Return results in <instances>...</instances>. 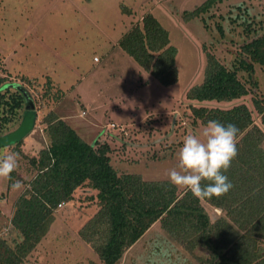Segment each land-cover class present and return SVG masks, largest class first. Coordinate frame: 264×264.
I'll list each match as a JSON object with an SVG mask.
<instances>
[{"label":"rangeland","instance_id":"rangeland-1","mask_svg":"<svg viewBox=\"0 0 264 264\" xmlns=\"http://www.w3.org/2000/svg\"><path fill=\"white\" fill-rule=\"evenodd\" d=\"M206 1L0 0V78L9 74L12 83L25 88L36 112L35 124L16 153L12 183L20 180L24 185L32 177L28 159L47 144L42 118L50 111L83 142L106 144L118 175L135 174L143 181L169 182L167 173L178 163L184 137L199 136L205 127L192 125L190 106L227 109L244 104L258 125L251 102L261 99L264 107V69L258 65L252 64L248 81L245 73H237L248 90L238 100L185 99L186 91L202 81L205 52L230 69L240 57V46L264 34V0H215L201 10ZM194 11L195 16L184 15ZM145 14L167 31L175 48L176 80L170 86L159 85L117 45ZM247 23L251 29L245 32ZM22 109L8 132L17 127ZM12 150V145L1 148L0 157ZM8 182L0 179V238L12 246L19 238L10 216L23 189L13 191ZM93 194L81 187L69 202L57 206L45 235L23 264H101L78 236L96 210ZM202 207L210 221L222 215L204 202ZM204 255L201 250L184 251L157 222L117 264H198L195 257Z\"/></svg>","mask_w":264,"mask_h":264},{"label":"trees","instance_id":"trees-1","mask_svg":"<svg viewBox=\"0 0 264 264\" xmlns=\"http://www.w3.org/2000/svg\"><path fill=\"white\" fill-rule=\"evenodd\" d=\"M214 1L207 0L201 10ZM195 12L184 15L195 16ZM250 26L247 23L244 31ZM117 45L159 85L175 82V48L169 43L167 31L150 14L122 34ZM238 52L240 57L230 69L205 52L202 81L186 91L185 99L230 102L246 96V83L237 73H245L248 81L252 64L264 69V34L241 45ZM20 80L30 83L25 77ZM11 84L9 74L0 78V136L8 133L24 104L19 91L9 87ZM251 102L260 117L258 125L244 104L227 109L189 107L193 126L216 120L234 124L239 130L237 156L224 173L233 187L226 195L212 199H197L185 190L178 194L167 181L118 175L109 163L106 144L83 142L50 111L42 118L47 144L28 159L33 174L24 182L10 216L19 241L9 246L0 238V264H23L45 235L56 207L69 202L81 187L94 193L91 199L96 210L78 230V236L101 264H117L157 222L187 253L204 252V256L195 257L198 264H264V107L261 99L254 97ZM21 141L12 145L13 152H19ZM11 185L12 179L8 188ZM202 202L222 215L210 221Z\"/></svg>","mask_w":264,"mask_h":264},{"label":"clouds","instance_id":"clouds-1","mask_svg":"<svg viewBox=\"0 0 264 264\" xmlns=\"http://www.w3.org/2000/svg\"><path fill=\"white\" fill-rule=\"evenodd\" d=\"M238 131L234 124L210 120L199 136L186 135L178 152V163L167 173L169 184L191 192L197 199L226 195L233 185L224 173L237 156ZM17 163L18 154L14 152L0 157V179L11 180ZM11 187L18 191L24 185L16 180Z\"/></svg>","mask_w":264,"mask_h":264},{"label":"water","instance_id":"water-1","mask_svg":"<svg viewBox=\"0 0 264 264\" xmlns=\"http://www.w3.org/2000/svg\"><path fill=\"white\" fill-rule=\"evenodd\" d=\"M10 86L19 91L23 97L24 104L17 127L14 130L0 136V149L23 140V138H25L32 130L36 119V112L34 110L32 99L25 88L18 84H11Z\"/></svg>","mask_w":264,"mask_h":264},{"label":"built area","instance_id":"built-area-1","mask_svg":"<svg viewBox=\"0 0 264 264\" xmlns=\"http://www.w3.org/2000/svg\"><path fill=\"white\" fill-rule=\"evenodd\" d=\"M60 206V205H59Z\"/></svg>","mask_w":264,"mask_h":264}]
</instances>
